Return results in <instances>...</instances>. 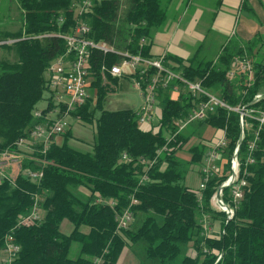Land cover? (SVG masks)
Wrapping results in <instances>:
<instances>
[{
    "label": "trees",
    "instance_id": "16d2710c",
    "mask_svg": "<svg viewBox=\"0 0 264 264\" xmlns=\"http://www.w3.org/2000/svg\"><path fill=\"white\" fill-rule=\"evenodd\" d=\"M16 1L21 27L0 38L15 40L2 47L17 55L15 61H0V154L7 151L20 159L14 174L10 170L0 174V264L10 234L20 249L11 264H117L124 249L130 250L137 264H264V127L259 130L255 162L248 166L244 198L228 220L211 206L220 179H212L202 191L185 184L190 165H201L207 145L192 146L188 161L183 159V149L202 126L224 131L228 169L240 139L239 115L219 108L179 132L175 123L185 120L204 98L193 97L181 85L180 94H175L172 87L177 82L159 92L155 124L142 127L138 109L103 108L119 78L103 74L101 67L112 66L119 58L95 50L89 98L68 114L93 126L92 150L69 145L70 125L60 134L63 142L57 143L53 136L47 151L41 141L29 148L18 144L30 140L34 126L44 122L34 112L45 93L50 96L44 116L59 109L60 117L66 110L63 103L55 102L47 77L52 61L66 52L58 33L71 34L79 22L85 23L90 27L89 39L154 59L150 40L165 23L172 0H91L81 14L77 8L82 0ZM42 35L49 36L38 38ZM241 56L252 63L249 88L245 75L228 77L234 59ZM164 59L172 71L188 81H201L204 89L230 106H246L262 94L256 106L264 107L263 34L243 43L231 40L216 61L184 62L169 54ZM256 131L254 125L245 130L239 150L242 162ZM144 159L155 162L148 167ZM29 172H41L42 177L33 181ZM143 174L148 179L141 183ZM224 192L228 200V189ZM131 196L138 200L131 207L134 222L119 230L117 218L129 208ZM35 206L40 208L39 218L27 219ZM64 221L72 225L68 233L62 228ZM217 223V234L206 233L207 226ZM73 242L79 245L74 258L70 257Z\"/></svg>",
    "mask_w": 264,
    "mask_h": 264
},
{
    "label": "built area",
    "instance_id": "2783aa9c",
    "mask_svg": "<svg viewBox=\"0 0 264 264\" xmlns=\"http://www.w3.org/2000/svg\"><path fill=\"white\" fill-rule=\"evenodd\" d=\"M91 0H82L78 5L77 12L81 14L91 6ZM62 22V19H60ZM90 27L85 23L79 22L71 34L58 33L56 36L66 43V52L52 61L47 71L50 89L53 92L54 100L57 104L63 103L66 110L62 116H57L59 109H54L49 115L44 116L42 110L34 112V117L38 120H44L34 126L31 132L30 140H20L22 147H33L37 141L43 144V150L47 151L53 136L62 134L69 126L65 117L77 108L84 105L89 98V82L91 70V55L93 51H100L103 54H114L119 60L112 66L104 63L101 67L102 73H108L113 78L128 77L133 86L142 93L144 104L139 109L138 116L141 125L151 126V122L157 121L159 115L158 103L159 92L170 88L173 82L178 85L172 87L175 94H180L181 85L193 97L204 98L196 103L188 117L183 121H177L175 124L178 131L181 132L188 124L195 121L204 120L210 113L217 109H225L229 112H235L239 115L240 139L243 141L245 130L257 126V131L252 133L251 139L247 144L246 158L242 162L239 157L238 146L230 158V167L226 169L227 160L225 158V149L227 146V137L224 131H220L219 136L207 144V151L204 154L201 165L198 167L199 183L196 188L198 191L204 190L212 179H220L218 190L211 198V206L214 210L225 214L228 220L232 219L235 210L244 198L248 187V166L255 162L254 154L258 148L259 130L264 127V107L256 106V103L262 99V94H257L253 102L242 106H230L219 95L214 94L202 86L201 81L191 82L182 75L172 71L167 65L164 56L154 59H146L141 55H133L127 51H117L105 42H95L89 39ZM42 35L38 38L48 37ZM15 40L0 41V46L11 44ZM153 70L149 74V70ZM237 75L247 77L245 87L249 88L252 84L254 71L250 59L246 56L236 57L228 77L234 79ZM127 160V156H123ZM19 157L3 152L0 154V174H4V168L7 165L19 166ZM155 160H142L143 164L152 167ZM28 176L37 181L42 177L41 172H29ZM147 174L141 177V183L146 182ZM225 189H228V200H226ZM200 197V194H199ZM138 204V200L131 196L130 206L122 212L117 218L119 230H126L134 222L132 206ZM40 215L39 206H35L31 216L27 219L37 220ZM214 227H206V233L212 234ZM19 246L13 234L7 236L3 250L4 258L2 264H11L19 252Z\"/></svg>",
    "mask_w": 264,
    "mask_h": 264
},
{
    "label": "crops",
    "instance_id": "0c3cea01",
    "mask_svg": "<svg viewBox=\"0 0 264 264\" xmlns=\"http://www.w3.org/2000/svg\"><path fill=\"white\" fill-rule=\"evenodd\" d=\"M261 13H264V0H172L167 7L165 23L150 40V54L155 58L169 54L184 62L191 59L196 62L216 61L231 40L243 43L257 33L262 35L260 29L264 28V16ZM245 14L246 22L237 31L238 18ZM137 94L140 98L138 105H134L136 96L130 94L128 103L132 102V105L123 109L139 110L143 106L142 93L138 90ZM154 124L151 122L150 125ZM142 127L148 128L149 125ZM54 138L57 143L63 142L60 135ZM190 173H196L198 182V168L195 173ZM62 228L71 230L72 225L64 221ZM117 264H137V260L130 250L124 249Z\"/></svg>",
    "mask_w": 264,
    "mask_h": 264
},
{
    "label": "rangeland",
    "instance_id": "374dc122",
    "mask_svg": "<svg viewBox=\"0 0 264 264\" xmlns=\"http://www.w3.org/2000/svg\"><path fill=\"white\" fill-rule=\"evenodd\" d=\"M261 15L264 16V13H261ZM21 16H22L21 9L16 0H0V38L3 36L5 32H16L17 30L20 29L22 23ZM246 18H247L246 14L238 18L236 24L237 31H239V28H241V26L246 22ZM260 31L264 36V28L260 29ZM16 59H17V55L13 49L4 48L0 46V61L2 60L15 61ZM128 80L124 77L119 78L118 85L117 86L114 85L115 89L109 92L104 99L103 108L105 110L117 111V110H122L127 105L131 106L132 102L128 103L129 98H131L129 97L130 94H134V96H136L137 100L135 101L134 105L135 106L138 105V100L140 101V98L138 97L137 94L138 90L134 89L132 83ZM49 96H50L49 93L44 94L43 100H41L37 104L38 110H44L47 107L48 104L47 99ZM65 121L70 125L71 128L72 137L68 140L69 145L80 151L90 152L95 142L93 126H91L90 124H86L82 121L76 120L71 115L66 116ZM191 127L193 128L194 126ZM219 134H220L219 130L209 126H202L201 128H199L194 133L190 141L184 147L183 159L186 161L190 160L191 155L189 149L192 146L196 144L197 145L200 144L203 146L207 145L211 141H214L219 136ZM199 166L200 164L197 162L190 165L189 171L185 179L186 186L193 188L198 185L199 181L197 182L196 180L195 171ZM8 170H10V173L14 174L16 171L15 165H7L4 168V174H7L6 172ZM190 172H193L195 174H191ZM213 227H214L213 233L217 234L219 229V224L217 223ZM63 230L64 232L67 233L70 231L64 228ZM78 251H79L78 243L73 242L70 250V257L72 258L76 257Z\"/></svg>",
    "mask_w": 264,
    "mask_h": 264
},
{
    "label": "water",
    "instance_id": "95a60500",
    "mask_svg": "<svg viewBox=\"0 0 264 264\" xmlns=\"http://www.w3.org/2000/svg\"><path fill=\"white\" fill-rule=\"evenodd\" d=\"M241 145H242V141L240 140L239 143H238V149L241 148Z\"/></svg>",
    "mask_w": 264,
    "mask_h": 264
}]
</instances>
